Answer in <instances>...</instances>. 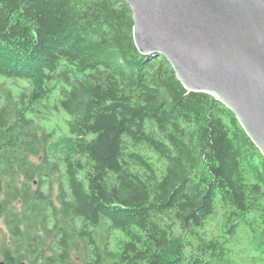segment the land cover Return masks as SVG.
<instances>
[{"label":"trees","instance_id":"trees-1","mask_svg":"<svg viewBox=\"0 0 264 264\" xmlns=\"http://www.w3.org/2000/svg\"><path fill=\"white\" fill-rule=\"evenodd\" d=\"M132 28L122 0H0L2 263L224 264L244 224L264 264V156Z\"/></svg>","mask_w":264,"mask_h":264},{"label":"water","instance_id":"water-1","mask_svg":"<svg viewBox=\"0 0 264 264\" xmlns=\"http://www.w3.org/2000/svg\"><path fill=\"white\" fill-rule=\"evenodd\" d=\"M122 1L137 50L167 59L188 92L220 101L264 156V0Z\"/></svg>","mask_w":264,"mask_h":264},{"label":"rangeland","instance_id":"rangeland-1","mask_svg":"<svg viewBox=\"0 0 264 264\" xmlns=\"http://www.w3.org/2000/svg\"><path fill=\"white\" fill-rule=\"evenodd\" d=\"M153 161L159 169L164 168V163L156 156ZM52 182L54 183V194H57L58 191V181H60L61 176L59 174H55L51 177ZM221 213L218 212L217 215L213 218L212 221L207 223V225L200 231L202 237L205 240L211 239L212 241H216L217 239H222V228H221ZM122 242L120 236H116L115 238H111V247L119 246ZM226 249L220 250V253L223 251L222 259L227 264H263V260L260 254L256 251L254 246V241L252 239V235L250 233V229L247 228L244 224L241 226L240 230L232 240H228ZM6 244L7 246L12 245V236L10 234V230L5 224L3 217H0V245ZM48 248L46 247V250ZM189 251V249H188ZM52 252L47 250V257L51 256ZM71 260L65 264H79L81 260H79L76 254H71ZM0 261L1 258H0ZM223 261V263H224ZM29 264V257L24 258L21 263ZM224 263V264H225Z\"/></svg>","mask_w":264,"mask_h":264}]
</instances>
